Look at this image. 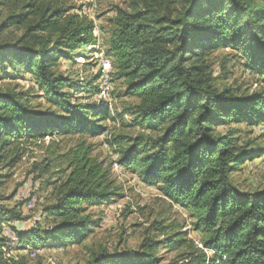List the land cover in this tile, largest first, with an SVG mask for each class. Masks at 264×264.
<instances>
[{
  "label": "trees",
  "instance_id": "obj_1",
  "mask_svg": "<svg viewBox=\"0 0 264 264\" xmlns=\"http://www.w3.org/2000/svg\"><path fill=\"white\" fill-rule=\"evenodd\" d=\"M73 7L68 0H0V71L4 76L16 71L18 78L28 74L50 98L45 109L32 104L28 91H0V170L13 168L30 141L51 134L80 136L62 155L69 172L44 210L51 227L13 229L20 244L33 247L81 243L86 248L82 239L97 225L87 207L118 195L92 155L96 143L86 142L106 132L100 121L108 111L72 102L73 93L64 87L89 93L91 84L80 85L54 67L57 59L82 56L95 43L93 21L70 13ZM114 14L102 30L105 57L123 95L134 101L123 102L122 114L111 120L131 115L133 126L149 131L128 141L110 136L117 163L187 209L192 229L203 239L199 248L183 242V234L149 238L137 254L90 248L83 264H163L155 255L159 245L181 243L189 250L165 264H264V189L243 192L232 181L242 163L264 150L245 149L229 127L264 123V96L219 89L203 61L217 49L242 51L264 80V0H132ZM11 28L20 33L13 35ZM4 178L0 174V184ZM20 219L0 196V264H22L4 256L1 236L3 225Z\"/></svg>",
  "mask_w": 264,
  "mask_h": 264
},
{
  "label": "rangeland",
  "instance_id": "obj_2",
  "mask_svg": "<svg viewBox=\"0 0 264 264\" xmlns=\"http://www.w3.org/2000/svg\"><path fill=\"white\" fill-rule=\"evenodd\" d=\"M131 1L68 0L74 6L70 13L84 15L93 21L95 43L80 52L82 56H73L71 60L57 59L54 66L80 85L91 84L89 93L79 90L74 92L73 88L64 87L63 91L73 93L72 102L92 104L108 111L107 118L100 121L106 132L98 137H88L86 142L96 143L92 155L101 162L118 195L113 200L87 207V213L92 215L97 225L92 233L82 239L86 248H82L81 243L67 247L57 244L35 247L20 244L14 230L25 233L32 228L46 230L51 227L52 220L47 218L44 210L54 203V188L69 172L62 155L78 142L80 136L51 134L24 144L25 152L21 160L9 170H0V174L5 177L0 184L3 203L19 212L21 218L3 225L1 229V236L6 238L2 252L7 258L12 257L22 264H83L90 248L103 247L110 255L137 254L141 252L140 246L145 240H168L176 233L184 235L183 242L185 240L201 247L203 234L192 229L190 212L164 198L157 186L141 182L136 174L121 167L117 163L118 149L110 144L113 137L121 136L128 141L149 134V131L133 126L131 115H125L122 121L111 120V117L122 114L123 102H133L134 99L125 97L123 86L114 79L110 62L105 57L102 30L115 15V8L126 9ZM2 14L6 12L2 11ZM10 30L13 35L20 33L14 28ZM203 61L210 65L214 84L219 89L228 87L238 96L244 97L253 94L264 96V80L259 69L253 67L248 55L242 51L217 49L204 56ZM9 72L11 76H4L0 71V91H28L34 96V106L40 105L47 109L46 101L50 98L46 99L28 74L18 78L15 76L16 71ZM49 106L48 110L53 112L54 107ZM229 127L245 144V149L255 152L264 150V123H231ZM226 131L227 127L223 133ZM232 181L243 192L263 190L264 155L242 163L240 169L232 174ZM188 250L187 243H181L178 247L159 245L155 255L165 264L177 260L179 255Z\"/></svg>",
  "mask_w": 264,
  "mask_h": 264
},
{
  "label": "built area",
  "instance_id": "obj_3",
  "mask_svg": "<svg viewBox=\"0 0 264 264\" xmlns=\"http://www.w3.org/2000/svg\"><path fill=\"white\" fill-rule=\"evenodd\" d=\"M107 90H105V93H106ZM105 93L103 94L105 96Z\"/></svg>",
  "mask_w": 264,
  "mask_h": 264
}]
</instances>
